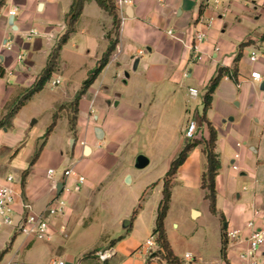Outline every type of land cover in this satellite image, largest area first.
I'll list each match as a JSON object with an SVG mask.
<instances>
[{"label": "crops", "instance_id": "1", "mask_svg": "<svg viewBox=\"0 0 264 264\" xmlns=\"http://www.w3.org/2000/svg\"><path fill=\"white\" fill-rule=\"evenodd\" d=\"M73 1L3 0L0 123L6 121L47 67L69 29L68 14ZM119 1L113 0L120 22L116 31L114 17L96 0H85L75 31L61 49L51 79L17 111L9 125L0 128V186L13 175L17 192L13 225L3 224L0 218V254L8 249L0 264H54L55 261L92 264V259L85 257L108 244L105 227L97 236L101 240L99 246L89 252L80 251L84 255L81 260L77 259L80 255L71 253L65 258L51 256L52 250L58 248V234L67 233L73 224L86 226L92 215L99 214L92 199L119 163L124 134L130 133L148 115L152 119L160 116L162 103L174 102L171 109L186 112L191 99H200L204 106L202 124L194 140L204 142L210 138L208 122L217 133L218 213L210 211L201 186L207 158L204 145L200 144L190 151L174 177L169 210L179 192L189 199L191 190H201L215 225L209 231L196 228L189 242L194 252L187 251L183 257L177 254L167 236L175 255L182 261L187 253L193 256L189 264H242L241 255L250 245L251 230L247 229V223L255 221L261 227L264 222V0H127L122 4ZM14 10L16 14L12 15ZM202 28L208 38L200 46L202 59L195 61L189 45L194 31ZM112 39L118 41L116 49L82 96L73 129L72 103L89 73L108 51ZM258 51L259 60L252 62L250 54ZM221 70L225 73L206 111L209 86ZM252 72H259L262 79L254 80ZM56 80L60 83L53 86ZM190 88L198 89L196 97L190 94ZM53 123V130L45 138ZM174 160L171 159L167 173ZM65 164V169L74 172L70 176L64 175ZM50 169L54 170L51 177ZM76 175L86 178L78 193L73 189ZM166 175L155 183L150 205L140 203L131 221H125V228L121 219L113 217L112 221L113 214L102 206L100 213L105 226L109 222L111 226L112 221L114 233L125 230L128 235L111 242L107 250L111 251L109 264H161L157 257L140 250L145 242L140 233L144 228L146 241L153 234ZM123 180L127 187H132L134 178L130 173L124 174ZM60 184L63 189L59 193ZM60 197L66 198L67 209L59 216L50 214L52 202ZM24 201L31 203L33 211L48 221V239L37 240L19 231L18 225L25 215ZM184 208L193 214L195 221L203 217V211L194 202L188 201ZM146 215L150 217L145 219ZM236 229L241 231L240 237L228 238L227 231ZM201 231L206 233L202 250L198 239H194ZM125 242L129 244L128 250L121 246ZM157 249L156 244L154 252ZM258 261L264 264L263 251Z\"/></svg>", "mask_w": 264, "mask_h": 264}, {"label": "rangeland", "instance_id": "2", "mask_svg": "<svg viewBox=\"0 0 264 264\" xmlns=\"http://www.w3.org/2000/svg\"><path fill=\"white\" fill-rule=\"evenodd\" d=\"M172 105H174V102L162 103L158 113L160 116L157 115L156 119H152L148 115L139 120L130 133L124 134L120 143L119 163L111 169L110 175L102 182L103 185L98 187L100 192H97L92 199L93 205L98 206L99 212L97 213L99 214L92 215V220H88L86 226L78 227V224H73L72 227L68 228L67 233L58 234V248H54L51 252L53 258H65L69 253L79 256L82 251L89 252L95 249L101 243L100 238H97V236L102 227L106 229L108 244L103 245L99 253H106L113 240L119 239L121 236H124V238L128 236L125 230H122V233L113 232L112 218L121 219L122 227L125 228L127 225L125 221H131L140 203L143 206L146 203L150 205V202H152V189L157 185L155 183L164 178L171 159H176L181 151L191 143V140L185 136L186 122L194 120L198 128L202 124L204 106L200 99H191L187 102L186 107L187 110H190L189 113L187 110L186 112L173 110L170 108ZM165 106L169 107L165 108ZM199 108L200 110H198ZM72 144L70 141V147H72ZM179 148L181 149L179 150ZM139 156L148 158L149 164L145 167H139L137 165ZM66 166L67 164L62 167L63 172L66 170ZM126 173H130L134 178L133 185L130 188L123 180ZM75 193H78V191ZM202 193L201 190H191L189 199H186L179 192L169 210L166 230L169 239L174 244L175 251L180 257H183L187 251L194 252L189 242L196 228L209 231L215 225L216 220L208 213L207 202L204 200ZM59 199L66 202L67 209L66 198L60 197ZM188 201L194 202L196 208L203 211V217L197 221L193 219V214L184 208ZM103 205L108 207L113 214L111 226L110 222L105 226L103 221V215L100 213ZM149 217L146 215L145 219ZM174 224L177 226L175 227ZM144 231L143 228L140 233L144 238L143 240H145L142 245L146 243ZM150 236L152 237V235ZM194 239H198L202 250L206 233L201 231ZM127 245H129L128 242H125L121 246L124 250H128ZM99 253L94 257V260H91L92 264H96V262L103 263L99 258ZM200 254L205 256L203 252ZM81 256L84 255H80L77 259H83Z\"/></svg>", "mask_w": 264, "mask_h": 264}, {"label": "trees", "instance_id": "3", "mask_svg": "<svg viewBox=\"0 0 264 264\" xmlns=\"http://www.w3.org/2000/svg\"><path fill=\"white\" fill-rule=\"evenodd\" d=\"M99 4V6L106 10L109 14H111L114 17V23L116 26V31L119 30L120 22L119 17L117 14L116 6L113 2V0H96ZM85 0H74L71 10L68 14V20H69V29L67 32L62 36L58 46L52 53L48 65L43 71L42 75L40 76L39 80L35 84V86L25 95L23 98L19 101V103L12 109L10 114L7 116L6 121L0 123V128L5 125H9L10 121L13 116L17 113V111L37 92L42 90L46 83L51 79L53 72L55 71L57 65H58V58L60 55V51L63 48V46L68 42L70 35L75 31V23L78 20L79 16L82 13L83 7H84ZM3 0H0V10L3 6ZM118 41L113 40L111 41V45L108 49V51L104 54L103 58L100 60L98 66L92 70L89 73V76L87 80L84 82V85L82 87V90L77 94L75 101L72 103V109H73V116L71 117V125L73 129H75L76 123H77V114H78V106L79 102L82 98V96L88 91L90 86L94 83L98 75L102 72V70L106 67V65L109 62L110 56L116 49ZM224 71L221 70L216 78H214L209 86L208 93L205 98V110L207 111L211 105L213 100V94L220 83ZM57 120V116L55 117V121ZM210 128V138L208 140L199 141L194 140L191 143H189L179 154V156L172 162L171 168L169 172L167 173L165 179H164V191H163V199L159 207L158 216H157V222L156 227L153 231V236L155 237L156 244L158 246L157 251H155L151 256L157 257L161 264H182V260L175 255L168 236L166 232L165 227V219L168 214V210L170 208V203L172 199V186H173V180L174 177L179 169V167L185 162V160L188 157V154L190 151L197 145H204V153L207 158V170L202 176V189L205 191V199L209 201L210 204V211L213 214H217V192H216V177L218 175V171L220 168V161L218 159V156L215 152V143L217 139V133L214 129V127L211 125V123H207ZM55 123H53L52 126H50L49 130L47 131L45 138L48 137V135L53 130ZM38 151L32 160V164L35 162L36 158L39 155ZM28 171L24 173V179H23V186H25V176ZM137 213V211L135 212ZM223 220V217H222ZM223 229H226V225L224 224ZM226 234V233H225ZM7 250H4L0 254V262L3 260L4 255L7 253ZM100 251V249H95L94 251L88 253L85 257V259H92L94 260V257L97 255V253ZM225 246L223 248V253L225 255ZM96 264H109L108 260L103 261V263Z\"/></svg>", "mask_w": 264, "mask_h": 264}, {"label": "built area", "instance_id": "4", "mask_svg": "<svg viewBox=\"0 0 264 264\" xmlns=\"http://www.w3.org/2000/svg\"><path fill=\"white\" fill-rule=\"evenodd\" d=\"M219 0H216L218 2ZM121 4L123 2H127V0H120ZM132 2V1H131ZM12 15L16 14V10L11 12ZM171 34L172 31H169ZM208 38L207 32L202 29H196L193 33L192 43L189 45L192 51V59L195 61H199L202 59V52L200 46L203 42H205ZM218 50V48H216ZM261 54L260 51L253 52L250 54V60L252 62H256L259 60ZM251 77L254 80H261V74L259 72H252ZM60 83L59 80L53 81L52 85L56 86ZM190 94L193 97L198 95V89L190 88ZM198 133V126L194 120L189 121L186 129H185V136L190 139L194 140ZM235 169H238V166H234ZM73 172L72 169H66L64 171L65 176H70ZM49 176H53L54 170L50 169L48 171ZM15 182V177L13 175H9L6 178L5 184L0 186V218L1 222L6 225H13L14 219L12 217V212L14 210V205L16 203L17 192L13 186ZM86 178L82 175H76V181L74 185V190L79 191L81 187L85 184ZM66 190H70V188L66 187ZM23 207L25 210V215L21 223L18 225L19 231L28 236L32 237L37 240H46L49 236V223L48 221L42 216L38 215L33 211V205L28 202H23ZM66 210V202L57 198L55 199L49 210L50 214L59 216L63 214ZM247 229L251 230V236L249 239L250 245L249 248L242 253L241 260L242 264H259L258 256L259 254L264 252V222L261 227H257L255 221H250L247 223ZM241 231L240 230H232L227 231V237L230 239H237L240 237ZM156 246L155 237L152 235L145 244L141 245L140 250L151 256L154 253V247ZM99 258L102 261L107 260L111 257V253L106 251V253H99ZM193 261V256L190 253H187L183 258L182 264H189ZM54 264H65L63 261H55Z\"/></svg>", "mask_w": 264, "mask_h": 264}, {"label": "water", "instance_id": "5", "mask_svg": "<svg viewBox=\"0 0 264 264\" xmlns=\"http://www.w3.org/2000/svg\"><path fill=\"white\" fill-rule=\"evenodd\" d=\"M149 164V159L146 158L145 156H139L138 159H137V165L139 167H145ZM58 192L60 193L63 189V184H60L58 187Z\"/></svg>", "mask_w": 264, "mask_h": 264}]
</instances>
